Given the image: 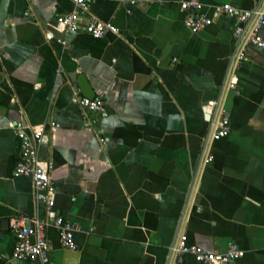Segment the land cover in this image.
<instances>
[{
  "label": "crops",
  "instance_id": "crops-1",
  "mask_svg": "<svg viewBox=\"0 0 264 264\" xmlns=\"http://www.w3.org/2000/svg\"><path fill=\"white\" fill-rule=\"evenodd\" d=\"M131 1L94 0L79 31L65 34L56 20L71 0H0V264H40L12 259L10 220L45 216L32 181L14 176L18 121L45 126L40 160L52 168L56 211L77 228V251L48 230L51 264H180L182 234L209 253L237 245L246 253L235 264H264V52L249 46L234 70L236 20L214 18L218 5L264 0H200L213 24L198 33L181 0ZM90 19L116 31L92 38ZM81 75L108 117L74 100L84 97ZM223 100L231 133L208 150L203 106Z\"/></svg>",
  "mask_w": 264,
  "mask_h": 264
},
{
  "label": "built area",
  "instance_id": "built-area-1",
  "mask_svg": "<svg viewBox=\"0 0 264 264\" xmlns=\"http://www.w3.org/2000/svg\"><path fill=\"white\" fill-rule=\"evenodd\" d=\"M122 2L123 0H114ZM163 2L164 0H155ZM94 0H71L72 9L56 20L57 29L61 33L73 34L79 31L81 21L87 18ZM137 2L131 1L132 5ZM203 3L200 0H181L180 9L187 13L186 27L194 33L201 32L213 24V19L203 12ZM130 13V11H128ZM229 16L236 20L232 35L238 43L234 70L247 60L246 50L249 46L264 52V4L258 8L242 9L231 4H222L214 8V18ZM111 23H104L97 19H90L85 27V32L92 38H103L109 32H115ZM66 46V40H58ZM264 66V58H263ZM235 74L231 76L226 86V92L235 91L237 85ZM87 113L100 118H106L109 110L102 98H87L75 96L74 99ZM203 113L209 116L212 125V135L208 150L215 141L227 138L231 133L229 113L225 108L224 100L221 102L210 101L203 106ZM19 141L20 152L14 176L24 177L32 181L34 197L38 206L45 210L44 218L39 216H17L10 220L9 227L15 238L13 260L20 262H38L51 264L52 247L48 238V230L54 228L59 233L60 245L64 250L77 251L79 246L75 239L77 228L66 221L56 211V192L51 177V166H44L40 160V148L45 140V126H29L22 121L11 124ZM105 143V140L102 139ZM213 161L210 152L204 159V164ZM176 259L180 264L190 257L199 264H235L245 256V251L237 245L231 244L224 253L215 254L203 248L187 243L186 234H182L174 247Z\"/></svg>",
  "mask_w": 264,
  "mask_h": 264
},
{
  "label": "water",
  "instance_id": "water-1",
  "mask_svg": "<svg viewBox=\"0 0 264 264\" xmlns=\"http://www.w3.org/2000/svg\"><path fill=\"white\" fill-rule=\"evenodd\" d=\"M79 86L84 97L95 98V93L84 75L79 76Z\"/></svg>",
  "mask_w": 264,
  "mask_h": 264
}]
</instances>
